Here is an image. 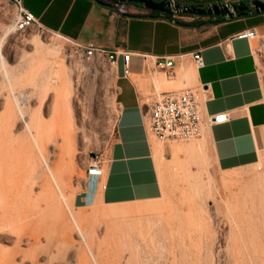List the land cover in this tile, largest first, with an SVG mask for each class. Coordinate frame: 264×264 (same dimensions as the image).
<instances>
[{
	"label": "bare ground",
	"instance_id": "bare-ground-1",
	"mask_svg": "<svg viewBox=\"0 0 264 264\" xmlns=\"http://www.w3.org/2000/svg\"><path fill=\"white\" fill-rule=\"evenodd\" d=\"M3 30V35L13 31L14 22L6 20ZM54 35L60 38L58 34ZM29 41L31 53L19 70L6 65L0 54L3 63L0 91L8 92L7 116L0 124V138L10 133L16 117H19L31 142L30 145L22 138L17 158L8 164L0 160V193L10 183H17L16 188L11 189L15 200L6 208L9 217L0 216V244H13L8 250L0 246V264H106L105 257L110 252L115 256L113 264H163L162 260L168 261L169 257L173 264H264V171L254 173L253 168L227 171L219 180L208 178L206 182L199 174L194 175L190 182L192 195L183 196L180 203L169 206L155 200L118 208L117 205L105 206L97 198L90 214L83 208L76 211L74 195L68 197L65 194L70 173L76 168L71 158L66 160L64 152L66 147L75 151L77 144L88 141L89 134L83 128H75L72 113L65 104L71 96L72 75L54 38L33 35ZM256 41L252 40L258 57V53L264 51V44L258 45ZM28 80L34 82V89L40 97L38 109L30 112L25 110L20 99L28 102L31 95L17 91ZM100 90L96 96L88 86L82 87L81 106L85 118L90 117L93 102L99 104L104 100ZM50 94L55 105L51 120L46 123L41 109L45 97ZM84 101L88 103L86 111ZM202 132L201 140L174 146L175 164H178V152L204 149L208 128H203ZM59 138L62 145L58 144ZM51 143L60 150L52 167L47 161V147ZM153 155L165 191L167 164L160 144L154 145ZM263 164L264 158H261L255 164L256 170H262L260 165ZM15 173L19 175L14 176ZM37 182L40 185L38 195L33 191ZM206 199L214 203L217 214L223 215L225 220L227 238L223 245L218 223L202 214L206 212ZM6 209L0 204L1 213ZM180 214L186 216L189 226L195 227L193 231L178 229ZM100 225L107 230L102 239L96 235ZM74 236L81 241L74 243ZM193 236L199 245L193 241ZM191 243L198 247L193 250ZM124 251L128 254L121 261Z\"/></svg>",
	"mask_w": 264,
	"mask_h": 264
},
{
	"label": "crops",
	"instance_id": "crops-1",
	"mask_svg": "<svg viewBox=\"0 0 264 264\" xmlns=\"http://www.w3.org/2000/svg\"><path fill=\"white\" fill-rule=\"evenodd\" d=\"M22 7L46 32L83 47L129 52L128 67L121 56L115 64V101L118 115L107 155L105 175L87 177L74 195V207L95 205L126 208L140 202L158 201L164 187L147 132L149 95L159 85L203 86L206 115L222 113L228 121L208 127L209 151L222 172L252 168L259 162L256 138L261 119L264 88L254 39H238L243 31L256 29L264 35V13L235 19L197 18L172 22L154 16L139 4L103 0H21ZM200 53L204 66L196 69L193 55ZM172 59L176 77L167 81L155 65ZM161 83V84H160ZM203 138V137H202ZM201 140V139H200ZM180 145V144H176ZM163 147L167 170L174 162V146ZM189 153L194 161L198 151ZM181 152H178V157ZM182 159L183 156L180 155ZM194 170V168H191Z\"/></svg>",
	"mask_w": 264,
	"mask_h": 264
},
{
	"label": "rangeland",
	"instance_id": "rangeland-1",
	"mask_svg": "<svg viewBox=\"0 0 264 264\" xmlns=\"http://www.w3.org/2000/svg\"><path fill=\"white\" fill-rule=\"evenodd\" d=\"M229 1H236V0H229ZM261 1L264 2V0ZM15 17H16V13L13 5L7 0H0V54L3 56L6 65L12 66L13 70H19L21 64L26 60L28 54L31 53V46H30L31 43L29 41L31 36L39 35L40 37L43 38H47V37L54 38L56 44L59 46L61 50L62 57L67 62L69 69L71 71L73 87L71 91V96L70 98L67 99L65 104H67V106L69 107L72 113L74 122L76 124L75 128L78 129L83 128L86 131V133L89 134L88 141H86L83 144H77L75 151H71L69 147L65 148L64 156L66 160L68 161L69 158H71L72 163L76 168L75 172L70 173V177L65 189V194L68 197L73 196L76 195V193L81 190V186L85 183L87 179V176L85 174V168L88 162L90 161V159L94 155H102L105 160L107 159L109 148L114 137V125L116 123V119L118 115V105L116 104L115 101L113 78L108 76V72H107L108 68L105 65H99L100 69H98V72L103 71V75H99L92 70V65H88L85 63H80V64L71 63L69 60H67L65 56L64 51L66 49V43L64 42L63 39L49 32L41 34L37 31L35 27H30L29 29L26 30H18L15 26V22H16ZM6 20H10L14 22V30L3 35V31H4L3 25L6 23ZM256 42L259 45V41L257 40ZM258 55L259 56L256 58L258 61V68L260 71L262 84L264 88V51L259 52ZM2 69H3V63L0 59V71ZM83 86H88L90 90H92L93 95L97 96L99 89H101L100 91H102V94L104 95V100L100 101L99 104L93 102V107L89 109L90 111L89 118H85L84 113L82 112L81 104L83 101V97L81 91ZM181 87H184V85H182L181 83L173 87L163 84L160 86L159 85L156 86V88L159 90L178 89ZM17 91L23 92L26 95L27 94L31 95L30 96L31 98L28 102L20 99V101L23 102V104L25 105V110L27 112H30V110L38 109L40 103L39 100L40 97L38 96V94L34 89V82L32 80H28L24 84L20 85L17 88ZM7 97H8L7 91L5 90L0 91V124L4 122L7 116V109H6ZM83 103H84L85 111L88 110L87 108L88 103H85V101ZM54 105H55V101L53 95L50 94L46 96L41 109V114L44 122L46 123L50 122L51 112L53 111ZM261 111H262V115L257 125V132H256V138L258 141V146L260 151L259 160L261 158H264V99L261 103ZM25 121L26 122L28 121L27 116ZM82 125H84V127H81ZM24 127H25L24 122L20 120L19 117H16V120L11 128L10 133L7 132L6 134H3V136L0 138V160L2 163L8 164L10 161H13L18 157L19 143L22 138L25 139V141L31 145L29 133L24 129ZM203 136L204 134L202 132V137ZM202 137L200 139H202ZM200 139L191 140L189 142L175 141L167 144H169L170 146L176 144L188 145ZM150 142L152 145L154 143L160 144L161 146L165 145L155 141L153 138H150ZM58 144L59 145L63 144L61 138L58 139ZM47 153H48V159H47L48 165L52 167V164L56 162L57 157L60 154V150L55 146L54 143H51L47 147ZM180 155L183 156L182 159L180 158ZM260 166L262 167V170H256L257 165L252 167L254 169V173L255 172L261 173L264 171V164ZM191 168H194V170H191ZM247 169H249V167L240 170L245 171ZM44 172L46 173V175L50 176L49 172H47L46 170H44ZM198 174L200 175L201 180L204 182H206L208 178L219 180L223 175V172L220 171L215 166L214 160L210 155L209 143L206 144V149L199 151V154L194 159V161L189 153L181 152L178 157V164H170V168L166 173L167 188L164 191L163 197L160 200L156 201V203L169 206L170 204L180 203V201L183 199V196L185 197L191 196L192 188L190 187V182L194 180V175H198ZM18 175L19 174L15 173L14 176H18ZM21 176H23V174H21ZM16 184L17 183L15 182L14 183L12 182V184L10 183V185L7 186L8 188L3 189V191L0 193V204L4 205L5 209L9 205H11V203L9 202L15 200L13 191L11 189L16 188ZM33 189H34L33 190L34 194L38 195L40 192L39 182L34 184ZM182 192H184L185 195H183ZM210 201H211L210 199L205 200L204 203H205L206 212H203L202 214L207 215L210 219L215 221V223H218L217 230L219 231V234L222 235V245H223L225 243V239L227 238V236L225 235V233L227 232V227L226 224L223 223L225 220L223 218V215L217 214L214 203ZM63 206L65 207L68 213V208L65 205V202H63ZM75 208L76 211L80 210V208L78 207ZM83 209L87 214H90L92 210L91 207H84ZM183 212H186V210L183 209ZM1 215L8 218L9 210L6 209L4 213L0 212V216ZM195 215L199 216L201 215V213ZM186 219H187L186 216L181 214L180 216L177 217L178 229L182 230V232L184 231L187 232L189 230L193 231L195 227L193 225L189 226L188 221ZM182 220L184 221L183 225H181V222H183ZM106 234H107V230L104 225H100V227L96 229V235L98 236V238L102 239L106 237ZM185 238H187L186 235ZM72 240L74 243H78L81 241V239H79L77 236H74ZM193 241L197 242L198 245L200 244V242L196 240V236H193ZM198 245L191 243V248L194 250L198 247ZM0 246L4 250H8L12 248L13 244L2 242ZM127 254L128 253L126 251L123 252L121 261H123L125 257H127ZM170 259H171L170 257L168 261L163 259L162 263L173 264L171 263L172 260ZM114 260H115V256L111 252L105 257L106 264H113Z\"/></svg>",
	"mask_w": 264,
	"mask_h": 264
},
{
	"label": "built area",
	"instance_id": "built-area-1",
	"mask_svg": "<svg viewBox=\"0 0 264 264\" xmlns=\"http://www.w3.org/2000/svg\"><path fill=\"white\" fill-rule=\"evenodd\" d=\"M7 1L14 7L16 13L15 26L18 30L35 27L39 33H46L44 29L38 26L34 17L22 7L21 0ZM238 1L222 0L223 4L221 5L230 7L232 2ZM173 6L175 5L171 2V7ZM170 20L172 22L188 23L193 22L195 17L192 15H173ZM236 37L238 39H257L259 45L264 44V35H260L256 29L243 31ZM64 53L67 60L71 63L92 65V70L99 75H103V71L98 72V69H100L99 65H105L108 68V76L113 78V82L117 57L121 56L123 58L125 68L128 67L130 58L129 52H109L94 46L83 47L69 40H66ZM193 61L196 69H201L204 66L203 59L198 52L193 55ZM155 67L162 71L167 81H173L175 79L176 73L172 59L158 62ZM205 99L206 90L203 86H184L178 89L168 90L154 88V91L149 95V102L147 104V132L149 138H153L161 144L175 141L189 142L200 139L203 128L228 121V115L226 113L214 116L206 115L203 109ZM106 164L107 161L102 155H94L85 168L86 176L102 178L105 175Z\"/></svg>",
	"mask_w": 264,
	"mask_h": 264
},
{
	"label": "water",
	"instance_id": "water-1",
	"mask_svg": "<svg viewBox=\"0 0 264 264\" xmlns=\"http://www.w3.org/2000/svg\"><path fill=\"white\" fill-rule=\"evenodd\" d=\"M250 2L249 7H245L240 4H232L230 7L226 5H211L205 9L196 8L194 6H170L169 3L159 2L155 3L152 0H115L116 4H139L144 8L152 11L159 12L161 14L173 16V15H197L207 17H221L222 19H235L241 16H248L252 14L264 13V2L261 0H248ZM251 9L252 11H245Z\"/></svg>",
	"mask_w": 264,
	"mask_h": 264
},
{
	"label": "flooded vegetation",
	"instance_id": "flooded-vegetation-1",
	"mask_svg": "<svg viewBox=\"0 0 264 264\" xmlns=\"http://www.w3.org/2000/svg\"><path fill=\"white\" fill-rule=\"evenodd\" d=\"M106 2H110V3H115V0H103ZM155 3H159V2H166L169 3L171 6V2L174 3V5H181V6H194L196 8H202L205 9L208 6L211 5H221L223 4L222 0H152ZM242 3L243 6L245 7H249L250 6V2L248 0H239L238 2H232V4H240ZM245 11H252L251 9H246ZM159 13V12H157ZM161 14V13H160ZM194 17H197L199 19L201 18H213V17H207V16H197V15H192Z\"/></svg>",
	"mask_w": 264,
	"mask_h": 264
},
{
	"label": "trees",
	"instance_id": "trees-1",
	"mask_svg": "<svg viewBox=\"0 0 264 264\" xmlns=\"http://www.w3.org/2000/svg\"><path fill=\"white\" fill-rule=\"evenodd\" d=\"M151 14L154 15V16H164L166 18H171V16L169 15H165V14H160V13H157V12H152L151 11ZM216 18V21H219V20H223L221 17H215Z\"/></svg>",
	"mask_w": 264,
	"mask_h": 264
}]
</instances>
